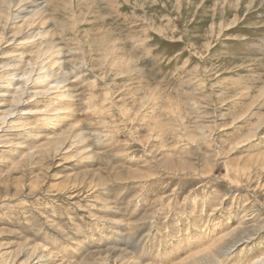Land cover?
I'll list each match as a JSON object with an SVG mask.
<instances>
[{
	"label": "rangeland",
	"instance_id": "rangeland-1",
	"mask_svg": "<svg viewBox=\"0 0 264 264\" xmlns=\"http://www.w3.org/2000/svg\"><path fill=\"white\" fill-rule=\"evenodd\" d=\"M5 1L0 253L180 264L264 226V0Z\"/></svg>",
	"mask_w": 264,
	"mask_h": 264
},
{
	"label": "bare ground",
	"instance_id": "bare-ground-1",
	"mask_svg": "<svg viewBox=\"0 0 264 264\" xmlns=\"http://www.w3.org/2000/svg\"><path fill=\"white\" fill-rule=\"evenodd\" d=\"M23 1V0H22ZM20 3V2H19ZM3 4L7 5V7L3 9L9 10L11 9V7L17 5L16 3H14L13 0L11 1H5ZM3 12H0V15ZM35 16V15H34ZM31 17V16H30ZM28 19V18H27ZM33 19V18H31ZM33 21V20H32ZM40 35V34H38ZM49 48V47H48ZM47 50V49H46ZM42 51V50H41ZM39 51V52H41ZM48 51V50H47ZM49 52V51H48ZM36 61V60H34ZM34 61L29 62V69H27L26 71H24L23 76H26V81L30 80L31 77H33V80L37 83L38 80L37 79H41V77L43 76H50L48 72H45L43 74L38 75L37 77L34 78L33 76V72L35 70H37L35 68L36 64L34 63ZM40 64V63H39ZM45 66V65H44ZM37 67V66H36ZM47 78V77H46ZM53 78V77H52ZM49 81V80H48ZM54 81V80H53ZM51 82V81H50ZM56 84V83H55ZM57 85V84H56ZM56 85H54V88H56ZM64 87V86H63ZM40 93V92H39ZM36 94V93H35ZM5 113V112H4ZM7 113L9 114V112L7 111ZM152 131V130H151ZM49 144V143H48ZM260 159V158H259ZM145 162V161H144ZM177 162V161H175ZM264 162V160H263ZM179 163V162H177ZM189 164V163H188ZM178 165V164H177ZM179 165H182L179 163ZM178 165V166H179ZM172 166V164H171ZM185 166V165H184ZM249 166V165H248ZM182 167V166H181ZM190 167V166H187ZM246 167V166H245ZM167 169V168H166ZM169 169V168H168ZM182 169V168H181ZM176 170V169H175ZM181 171V170H180ZM78 178V177H77ZM138 189V188H137ZM174 190V189H173ZM18 223V222H17ZM250 223V222H249ZM92 228V227H91ZM264 229V226L261 224H252L249 227H242V228H238L233 230L232 232L224 235L223 237L219 238L217 241H215L214 243H212V245L210 244V246L208 248H205L199 252L194 253L192 256H190L188 259H186L185 261H183L180 264H223V261L225 260L226 256L231 254L235 247L240 244L243 243L245 241L250 240V238L253 237V235H255L256 233H259L260 231H262ZM20 246V245H19ZM21 247V246H20ZM6 248V247H5ZM7 249V248H6ZM1 250V249H0ZM4 250V249H3ZM16 251V250H15ZM13 252V251H12ZM11 252V253H12ZM28 255V261H32V264H44L43 262L45 261V259H48L46 256V253L42 250H40V248H38L36 245L34 247H31L30 249H26L25 251ZM108 252L110 254H113L112 256H115L116 258L114 260L115 263L116 262H120L119 264H136L134 263V261H132L129 253L127 252L126 249L121 248V249H108ZM8 251L4 250L0 253V259L1 262H3L4 264H13L14 260H15V256L10 255L11 254ZM15 253V252H13ZM51 253V252H50ZM16 254V253H15ZM93 254V253H91ZM101 254V252H100ZM88 256V255H87ZM90 256V255H89ZM102 256V255H101ZM104 256H105V252H104ZM46 257V258H45ZM52 257V256H50ZM64 257V256H63ZM100 257V256H99ZM66 258V257H65ZM98 258V257H97ZM105 258V257H104ZM104 258H99V260L97 262H92V264H107L106 260ZM108 258V257H107ZM259 258V257H258ZM62 259V258H61ZM17 260V259H16ZM20 260V259H19ZM91 260V259H90ZM96 260V259H95ZM255 260V261H254ZM252 262V264H264V257L260 258L257 260L254 259ZM63 261V260H62ZM94 261V260H93ZM27 263V262H26ZM50 263V262H48ZM72 263V262H71ZM82 263V262H81ZM21 264V263H20ZM29 264V263H28ZM58 264H62V263H58ZM77 264V263H75ZM90 264V263H89ZM247 264V263H246Z\"/></svg>",
	"mask_w": 264,
	"mask_h": 264
}]
</instances>
